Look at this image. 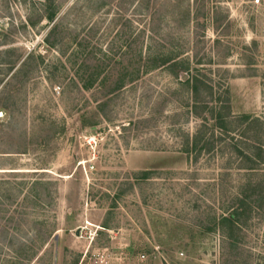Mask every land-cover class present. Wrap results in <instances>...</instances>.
I'll use <instances>...</instances> for the list:
<instances>
[{"label": "rangeland", "instance_id": "374dc122", "mask_svg": "<svg viewBox=\"0 0 264 264\" xmlns=\"http://www.w3.org/2000/svg\"><path fill=\"white\" fill-rule=\"evenodd\" d=\"M47 2L0 0V264L124 244L114 264H264V152L249 168L237 151L264 146V0H52L53 21ZM175 56L229 108L224 127L150 66ZM123 66L138 74L108 92ZM197 130L212 141L183 151ZM239 205L231 246L218 220Z\"/></svg>", "mask_w": 264, "mask_h": 264}, {"label": "trees", "instance_id": "16d2710c", "mask_svg": "<svg viewBox=\"0 0 264 264\" xmlns=\"http://www.w3.org/2000/svg\"><path fill=\"white\" fill-rule=\"evenodd\" d=\"M47 1L49 3L47 2V7H46L47 9H46V12L44 13V17L48 21H53L55 14H56V10L52 8L51 6L50 2L52 0H47ZM45 40H47V38H45ZM166 58L167 57L157 59V61H155L154 64L150 66H153V67L161 66L168 62L166 64L167 70L171 72L178 79V82L180 85L184 86L186 90H188L191 93L192 103H191L190 112L200 117L202 121L201 125H203V123L204 124L208 123L207 122L208 119H212V122L210 125L213 128L217 126L224 127L226 123L231 121V119L228 118L230 114L229 108L228 109L223 108V107L215 108L214 106L208 107L207 104L211 100V98L213 99L219 98V96L213 97V95H215L213 92V86L211 85V83L208 81V79L205 76H201L199 74L197 67L190 66V63L188 62L187 58L178 57V56L171 57L169 59H166ZM12 66H14V64H12ZM137 71H139V69L135 70L136 72L135 74H138ZM181 71H185L187 73L185 78H183V74L180 73ZM129 73H131V71L128 72L127 66L121 67L119 71V75H117L116 78L113 79L107 91L111 92L113 90L120 89L122 86L125 85L126 82L133 80L134 78L133 75L135 76V74L131 73V75L126 77ZM93 79L94 78L91 77L85 80L84 86L86 88L89 87L92 84ZM104 81L105 79H103L101 82L104 83ZM100 104H98V106H100ZM200 105L208 107V109L205 111V112H208V114L206 113L207 115H204L203 113L197 110ZM225 109L227 110L225 111ZM238 117L246 119V118H249V115L247 113H242ZM253 120H256V118H253ZM209 136H211L212 138L213 134ZM209 136L207 137L206 140H204L202 144L198 145L200 136L198 135V130H197L193 135V139H192V136L190 138L187 137V139H185V145L182 148L183 151L190 153L191 151L190 149H194V148L200 151L201 148H203V146L205 148L208 145V143L212 141ZM237 151L241 153L242 156L246 160L252 162L250 165H248V167L250 168V167H253L254 162L259 161L258 155H260V152H264V146L254 144L253 149L249 151L250 153H246L242 149H239V148L237 149ZM150 173H151V170L149 169H145L140 172L141 176L143 177H148ZM239 208H241V205L235 208H232L230 211H228L224 215H221V217L218 220L221 227L224 225L227 228V231L225 232V237L228 239L229 242H231L230 243L231 246H233V244H235L236 242L235 238L232 235L233 234L232 232H233L234 227L237 226L238 224V217L240 216V213H241ZM233 256L234 257H232L231 262L229 263L227 261L225 262V264H247L245 261L237 260L236 255H233Z\"/></svg>", "mask_w": 264, "mask_h": 264}, {"label": "built area", "instance_id": "2783aa9c", "mask_svg": "<svg viewBox=\"0 0 264 264\" xmlns=\"http://www.w3.org/2000/svg\"><path fill=\"white\" fill-rule=\"evenodd\" d=\"M252 1L254 3L259 2V0H252ZM82 227H87V223L85 225L80 226L79 229L77 227L75 233L80 235L82 231ZM98 227L99 225H97V228ZM123 248H125V244L120 249V251L116 253V256L114 258L111 257V252L108 247L92 248L91 250L88 249L89 251L86 249L80 261L82 262L83 260H85L86 264H114V260H116L115 262L122 261L126 257V255H128ZM145 259H146V253L139 252L136 254V262H134L133 264H141Z\"/></svg>", "mask_w": 264, "mask_h": 264}, {"label": "water", "instance_id": "95a60500", "mask_svg": "<svg viewBox=\"0 0 264 264\" xmlns=\"http://www.w3.org/2000/svg\"><path fill=\"white\" fill-rule=\"evenodd\" d=\"M185 77V76H184ZM76 232H78V231H76Z\"/></svg>", "mask_w": 264, "mask_h": 264}]
</instances>
